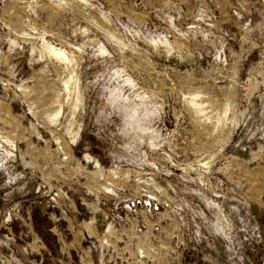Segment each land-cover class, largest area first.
Returning <instances> with one entry per match:
<instances>
[{
	"label": "rangeland",
	"instance_id": "374dc122",
	"mask_svg": "<svg viewBox=\"0 0 264 264\" xmlns=\"http://www.w3.org/2000/svg\"><path fill=\"white\" fill-rule=\"evenodd\" d=\"M112 201L113 259L264 264V0H0V264H97Z\"/></svg>",
	"mask_w": 264,
	"mask_h": 264
},
{
	"label": "built area",
	"instance_id": "2783aa9c",
	"mask_svg": "<svg viewBox=\"0 0 264 264\" xmlns=\"http://www.w3.org/2000/svg\"><path fill=\"white\" fill-rule=\"evenodd\" d=\"M102 204L108 207L109 214L105 216L107 224L104 227L103 233H101L98 238L89 240V244L87 245L86 249L89 251V253L91 251L96 252L97 264H143L144 256L142 251L138 249L131 248L132 251L129 252L128 249L123 248L119 251L116 258L113 259V253L119 248L118 243L124 242V240L118 236L117 239H115L116 235L120 233L127 241L131 237L126 235V229L118 226L119 220L117 219L119 216H114L116 208L113 209V201L110 203L103 202ZM154 208L158 210L157 205H155ZM131 210L132 207L130 206L129 202H127L124 206V220L122 226H124L126 221L130 219L129 217ZM124 244L126 246V242H124Z\"/></svg>",
	"mask_w": 264,
	"mask_h": 264
},
{
	"label": "crops",
	"instance_id": "0c3cea01",
	"mask_svg": "<svg viewBox=\"0 0 264 264\" xmlns=\"http://www.w3.org/2000/svg\"><path fill=\"white\" fill-rule=\"evenodd\" d=\"M79 226V224H78ZM84 227H82L81 225V229L83 230ZM80 243V242H79ZM82 243H80V245H78V248L77 249H74L75 250V253L73 251V249H71L70 247H62V257H61V260L59 261L61 264H71L73 262V258H74V255L76 256V254L79 252V251H84V246L81 245Z\"/></svg>",
	"mask_w": 264,
	"mask_h": 264
},
{
	"label": "trees",
	"instance_id": "16d2710c",
	"mask_svg": "<svg viewBox=\"0 0 264 264\" xmlns=\"http://www.w3.org/2000/svg\"><path fill=\"white\" fill-rule=\"evenodd\" d=\"M41 220L37 221L36 218L34 219V223H35V228L38 229V222H40Z\"/></svg>",
	"mask_w": 264,
	"mask_h": 264
}]
</instances>
